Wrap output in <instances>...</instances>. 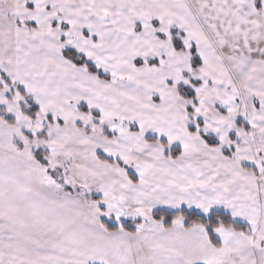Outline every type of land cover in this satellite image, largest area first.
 Returning <instances> with one entry per match:
<instances>
[{"label": "snow or ice", "instance_id": "6c2138e0", "mask_svg": "<svg viewBox=\"0 0 264 264\" xmlns=\"http://www.w3.org/2000/svg\"><path fill=\"white\" fill-rule=\"evenodd\" d=\"M0 264H264V0H0Z\"/></svg>", "mask_w": 264, "mask_h": 264}]
</instances>
